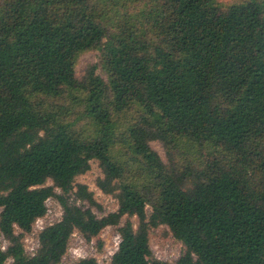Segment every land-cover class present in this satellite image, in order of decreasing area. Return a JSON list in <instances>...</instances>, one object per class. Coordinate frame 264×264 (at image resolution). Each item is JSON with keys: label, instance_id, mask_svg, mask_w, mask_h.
Masks as SVG:
<instances>
[{"label": "trees", "instance_id": "1", "mask_svg": "<svg viewBox=\"0 0 264 264\" xmlns=\"http://www.w3.org/2000/svg\"><path fill=\"white\" fill-rule=\"evenodd\" d=\"M94 160L118 205L102 217L75 182ZM50 199L63 215L29 257ZM159 226L174 264H264V0H0V264H59L108 227L109 264H169Z\"/></svg>", "mask_w": 264, "mask_h": 264}, {"label": "rangeland", "instance_id": "2", "mask_svg": "<svg viewBox=\"0 0 264 264\" xmlns=\"http://www.w3.org/2000/svg\"><path fill=\"white\" fill-rule=\"evenodd\" d=\"M220 1L228 4L235 0ZM99 56L100 53L97 51H90L80 55L78 65L76 66V77L81 79L88 66L99 62ZM97 73H100V71L98 70ZM151 148L159 154L164 162L167 161L164 148L160 143H151ZM90 165V170L86 174L78 176L75 182L86 185L89 191L93 192L95 201L101 207L100 212L95 208L92 209L95 214L98 217L106 216L109 213L117 211V201L113 196L103 194L96 187V181L102 176V173L97 161H92ZM47 185H51V182L48 181ZM76 204L81 207H88L86 203L79 201H77ZM46 207V215L37 219L32 226L31 233L24 236V250L29 257L33 256L37 251L39 233L45 227L58 222L63 215L61 207L53 199L46 202ZM147 213H150L149 208H147ZM132 222L136 226L137 219L133 218ZM16 232L20 233L18 229H16ZM119 242V235L115 227L104 229L99 237L92 239L90 242L85 241L79 233H74L70 238L68 250L59 264H74L85 258H95L98 264H109L112 255L118 248ZM99 243H101V246H99ZM6 245V242L3 241V248H5ZM149 247L155 259L169 264H174L185 251L183 245L172 236L171 232L165 226H159L149 231Z\"/></svg>", "mask_w": 264, "mask_h": 264}]
</instances>
